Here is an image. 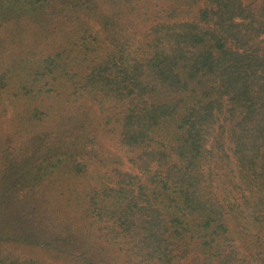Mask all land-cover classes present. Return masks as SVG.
Wrapping results in <instances>:
<instances>
[{
    "label": "trees",
    "instance_id": "obj_1",
    "mask_svg": "<svg viewBox=\"0 0 264 264\" xmlns=\"http://www.w3.org/2000/svg\"><path fill=\"white\" fill-rule=\"evenodd\" d=\"M0 264H264V0H0Z\"/></svg>",
    "mask_w": 264,
    "mask_h": 264
},
{
    "label": "rangeland",
    "instance_id": "obj_2",
    "mask_svg": "<svg viewBox=\"0 0 264 264\" xmlns=\"http://www.w3.org/2000/svg\"><path fill=\"white\" fill-rule=\"evenodd\" d=\"M113 150L117 153H120L121 152V150H118L117 148H115V147H113Z\"/></svg>",
    "mask_w": 264,
    "mask_h": 264
}]
</instances>
